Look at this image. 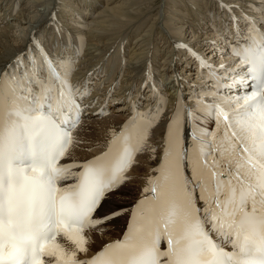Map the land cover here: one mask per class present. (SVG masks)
I'll return each instance as SVG.
<instances>
[{"label": "snow or ice", "instance_id": "obj_1", "mask_svg": "<svg viewBox=\"0 0 264 264\" xmlns=\"http://www.w3.org/2000/svg\"><path fill=\"white\" fill-rule=\"evenodd\" d=\"M218 5L240 36L228 46L232 71L223 65L218 71L209 59L213 53L185 45L202 80L207 70L211 89L203 98L197 93L192 105L181 103V89L171 114L163 109L164 100L143 113L133 103V118L120 133L125 144L136 139L134 151L148 145L157 129L164 141L163 159L153 170L159 175L149 177L134 203L114 198L126 195L127 149L118 167L103 162L109 152L86 162L71 159L68 147L82 116V99L73 98L61 79H67L63 69L72 62L67 45L56 56L40 41L32 46L35 61L21 57L0 71V83L7 78L14 85L7 92L0 87V264H264V20L255 27L249 21L242 31L238 21L251 14L223 0ZM249 28L260 30L259 40ZM221 54L226 53L216 55ZM33 63L39 69L35 78ZM45 81H59V86L53 91ZM103 114L101 109L96 115ZM209 117L234 145L236 159L227 160L223 170L217 165L223 168L225 153L209 143L207 137L215 134L202 126ZM193 156L209 169L206 178L196 174ZM186 168L194 174L191 180L183 175ZM175 177L178 201L170 183ZM120 220L125 221L123 238L96 249L91 234ZM141 224L146 227L138 228Z\"/></svg>", "mask_w": 264, "mask_h": 264}, {"label": "bare ground", "instance_id": "obj_2", "mask_svg": "<svg viewBox=\"0 0 264 264\" xmlns=\"http://www.w3.org/2000/svg\"><path fill=\"white\" fill-rule=\"evenodd\" d=\"M173 3L178 5L176 9L172 8ZM223 4L239 7L259 22L264 20V5L260 0H223ZM219 12L223 11L219 8L218 0H0V71L21 57L33 55L35 50L32 51L30 42L32 37L37 38L40 34V40L47 41L55 55L60 56L67 45L66 54L72 56L68 68L73 71V76L82 75L83 81V75L91 74L90 77L99 78L96 84L103 90L116 82L115 91L108 101V115L98 118L94 115L95 111L89 110L78 128L73 131V142L68 147L71 159L86 162L101 153L108 142L117 136L118 128L128 112L124 104V98L127 100L125 94L131 98L137 96L134 84L141 81L147 61L152 62L154 78L158 76V71L160 76L165 78L163 81H166L168 86L166 96L172 101L176 98L172 84L178 71L186 73V70H189L185 61L188 53L184 50L185 45L198 52L213 53L210 58L217 52L224 53L225 39L221 33L216 32L217 24L207 25L209 17ZM180 15L183 17L179 25L175 26L173 21H178ZM236 15H241V12ZM223 16L221 30L225 31L227 22L224 12ZM189 31L192 33L186 37ZM168 37L171 40H167ZM175 42L182 43L178 45ZM216 57L218 61H214L217 66L223 65L232 71V68L228 67L233 64L232 57H226L225 54ZM187 62L192 67L190 58ZM187 73L191 75L192 72ZM76 78L77 76L74 79ZM180 81L185 88L188 87L187 80L185 82L181 77ZM195 83L197 81L190 82L189 85L194 86ZM187 89L188 97L192 91ZM205 93H202L201 97H204ZM121 96L122 103L118 102ZM91 97L98 99L100 93L93 91ZM172 103L173 101L170 104ZM186 103L191 104L193 101L187 100ZM145 107L146 102L140 109ZM167 111H171L169 107L165 110ZM202 126L209 133L215 134V138L209 135L207 139L213 147H217L216 141L222 128L217 129L216 125L205 121ZM162 142L160 130L157 129L148 145H141L134 165L127 172L125 181L129 184L130 191L125 196L128 197L125 200L122 198L121 202L134 203L141 197L149 177L159 175L153 170L159 167ZM152 147H155V152ZM229 159L235 161L236 157L232 153L225 155L223 168L218 164V170L227 168ZM200 161L203 164L204 158H200ZM173 163L169 162L170 165ZM193 164L197 168L196 174H201V167L196 164L195 157ZM208 170L207 166L203 167V177H207ZM187 174L190 177L194 175L191 168H188ZM177 182L178 177L170 180L173 185ZM175 199L178 201V198ZM124 227L125 221L120 220L116 225H110L106 231L101 229L100 232L92 233L91 239L96 242V249L102 243L122 239ZM67 259L71 260L72 257L69 255Z\"/></svg>", "mask_w": 264, "mask_h": 264}, {"label": "rangeland", "instance_id": "obj_3", "mask_svg": "<svg viewBox=\"0 0 264 264\" xmlns=\"http://www.w3.org/2000/svg\"><path fill=\"white\" fill-rule=\"evenodd\" d=\"M173 5H174V6H173L172 8H174V9H176V7L178 6V5H176V3H173ZM181 10H182V8H181ZM94 11H95V10H94ZM182 12H183V11H182ZM182 17H183V16L180 15V16L178 17V18H180V19H178V21L175 20V22L173 21V24H174L175 26H176V25H179V23H180ZM185 31H187V30H185ZM190 33H192V32L189 31L188 33H186V37H188V35H190ZM169 39H170V38L168 37L167 40H169ZM188 39H190V38H188ZM170 40H171V39H170ZM159 47H160V49H161V51H162V48H161L160 44H159ZM163 50H164V49H163ZM165 52H166V51H165ZM173 53H174V49H173ZM173 53H171V54H173ZM217 53H218V52H217ZM217 53H215V55H214L213 58H210V57H209V58H210L212 61L217 60V59H216V58H217L216 56H218V55H216ZM160 59H162V58H159V60H160ZM186 71H187V72H191V71H189V70H186ZM187 72H186V73H185V72L182 73V70L178 71L179 75L183 74V75H185L186 78H188L189 75H187V74H188ZM169 90H171V89H169ZM128 185H129V184L126 183V184H125V187L122 189V191H123L124 193H126V195H127V193L130 191V186H128ZM126 190H127V192H126ZM124 196H125V195L121 196L120 193H115V194H114V198L117 199V200H120V201H121L122 198H123L124 200L127 199L128 196H125V197H124Z\"/></svg>", "mask_w": 264, "mask_h": 264}]
</instances>
